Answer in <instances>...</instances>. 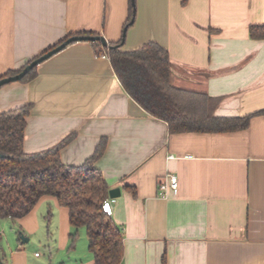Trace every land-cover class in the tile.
<instances>
[{"label": "crops", "instance_id": "obj_1", "mask_svg": "<svg viewBox=\"0 0 264 264\" xmlns=\"http://www.w3.org/2000/svg\"><path fill=\"white\" fill-rule=\"evenodd\" d=\"M129 5L0 0V76L71 34L120 40ZM252 24H264V0H136L122 49L159 42L169 51L175 85L221 96L218 115L244 116L264 109V39L250 36ZM28 103L27 152L75 133L60 154L78 165L107 138L96 164L110 188L121 190L112 215L124 234L120 264H264V114L243 130L171 133L128 93L90 40L72 42L40 63L31 81L0 87V111ZM168 173L177 175L179 189L162 197L159 183ZM45 204L49 261L40 264H95L86 228L71 225L69 209L56 197H42L16 219L21 228L35 230ZM31 261L19 245L3 263Z\"/></svg>", "mask_w": 264, "mask_h": 264}, {"label": "trees", "instance_id": "obj_2", "mask_svg": "<svg viewBox=\"0 0 264 264\" xmlns=\"http://www.w3.org/2000/svg\"><path fill=\"white\" fill-rule=\"evenodd\" d=\"M181 1L186 4L188 0ZM135 9L130 0L120 40L110 41L108 45L91 42L98 55L109 57L128 93L151 115L165 120L171 133L243 130L249 127L254 115L264 114V109L244 116L216 114L222 97L175 85L169 51L155 40L133 50H123L124 30L132 25ZM249 33L253 39H264V24H252ZM85 35L100 34L87 32ZM24 66L8 70L0 78L16 74ZM37 74L38 66L20 81H31ZM32 108V103H28L0 111V219L16 220L32 211L42 197H56L61 206L69 209L71 225L76 230L86 228L95 264H120L124 257V234L112 216L103 211V202L111 188L96 164L106 150L107 138L103 137L94 153L78 165L64 163L60 154L75 133L48 148L27 152L24 140ZM125 188L136 193L134 185L127 184ZM70 236L75 241L77 231Z\"/></svg>", "mask_w": 264, "mask_h": 264}, {"label": "rangeland", "instance_id": "obj_3", "mask_svg": "<svg viewBox=\"0 0 264 264\" xmlns=\"http://www.w3.org/2000/svg\"><path fill=\"white\" fill-rule=\"evenodd\" d=\"M46 208L44 215L40 214L38 217V224L35 230L31 232L26 228H21V224L14 219H0V264L6 263L7 259H11V251L17 249V247L23 246L27 250L29 257L31 258V264H40L41 260H45L46 263L49 261L48 248L44 245L47 235V205H43ZM85 228V227H83ZM30 238L24 242L23 239ZM20 249V248H18ZM38 251L42 254L41 257H35V252ZM36 260H34V259ZM48 260V261H47Z\"/></svg>", "mask_w": 264, "mask_h": 264}, {"label": "water", "instance_id": "obj_4", "mask_svg": "<svg viewBox=\"0 0 264 264\" xmlns=\"http://www.w3.org/2000/svg\"><path fill=\"white\" fill-rule=\"evenodd\" d=\"M133 5H135L136 8V0H132ZM136 10V9H135ZM135 21V16L132 18L131 23H134ZM128 27L125 28L124 30V38L123 42L125 41L126 38V32H127ZM80 40H90V41H100L104 45H108L109 41L104 35H72L68 37L66 40L63 42L59 43L58 45L52 47L51 49L47 50L46 52L40 54L33 60H31L28 64L24 66V68L19 71L18 73L10 76H4L0 78V87L11 83L15 81H20L23 79V77L28 74L34 67L38 66L40 63L43 61L49 59L52 57L54 54L58 53L59 51L63 50L65 47H67L70 43L75 42V41H80ZM121 194V190L119 187L111 188L109 191V196L116 198ZM24 242L28 241V238L23 239ZM4 264V263H2Z\"/></svg>", "mask_w": 264, "mask_h": 264}, {"label": "built area", "instance_id": "obj_5", "mask_svg": "<svg viewBox=\"0 0 264 264\" xmlns=\"http://www.w3.org/2000/svg\"><path fill=\"white\" fill-rule=\"evenodd\" d=\"M169 157H173V155H170ZM179 189L178 184V177L175 174L168 173L164 180H160L159 183V195L162 197H168L170 190L174 193H177ZM116 200V198L108 197L103 202V211L106 212L108 215H113V202Z\"/></svg>", "mask_w": 264, "mask_h": 264}]
</instances>
